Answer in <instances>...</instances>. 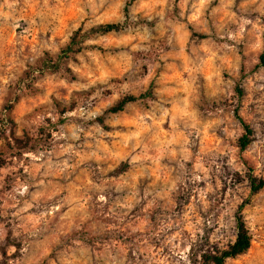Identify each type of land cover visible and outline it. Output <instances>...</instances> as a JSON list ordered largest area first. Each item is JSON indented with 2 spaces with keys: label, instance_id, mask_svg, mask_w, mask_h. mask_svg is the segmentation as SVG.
Here are the masks:
<instances>
[{
  "label": "rangeland",
  "instance_id": "rangeland-1",
  "mask_svg": "<svg viewBox=\"0 0 264 264\" xmlns=\"http://www.w3.org/2000/svg\"><path fill=\"white\" fill-rule=\"evenodd\" d=\"M127 1L0 0V264H264V0Z\"/></svg>",
  "mask_w": 264,
  "mask_h": 264
},
{
  "label": "trees",
  "instance_id": "trees-1",
  "mask_svg": "<svg viewBox=\"0 0 264 264\" xmlns=\"http://www.w3.org/2000/svg\"><path fill=\"white\" fill-rule=\"evenodd\" d=\"M132 1L134 0H129L125 4L124 12L126 17L128 16V7ZM125 27H126L125 21L103 23L96 26H91L83 32V34L80 36L79 39L83 37L92 36L95 34H104L111 31H119L124 29ZM262 39H263V46L258 56V61H259L258 64L264 67V28L262 31ZM74 44H77V47H73ZM83 47L85 46L81 44L80 40L76 42L73 38L71 42L66 46V48L61 50V52L58 53L55 57L46 56L42 60L39 66L32 67L28 72L29 74H27L28 75L27 82H29L33 78V76H35L37 73H43L46 71H56L60 69L68 70V68L64 66V60L69 58L71 53L75 51H80V49H82ZM147 93L149 92L142 93L138 96L136 95L123 96L120 99H118L113 105L109 106L105 110V113L120 112L125 108L126 104L136 101L139 98L145 97ZM98 120L101 121L102 116H100ZM1 121L3 122L4 119H1ZM243 127L245 133L239 138V147L241 150H244L249 144L250 141L249 135L251 134V129L248 127L247 124L243 123ZM249 184H250L251 193H256L261 188L264 187V178L249 176ZM248 203H249V198H247L243 203H241L238 206L235 216V227H236L235 239L223 248L216 249L213 252L209 251L199 254L197 257L201 264H224L227 258L236 257L237 255L242 254L248 250L251 243V235L241 213L243 206Z\"/></svg>",
  "mask_w": 264,
  "mask_h": 264
}]
</instances>
